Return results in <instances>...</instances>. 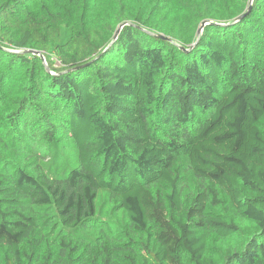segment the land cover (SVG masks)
<instances>
[{
	"label": "trees",
	"instance_id": "16d2710c",
	"mask_svg": "<svg viewBox=\"0 0 264 264\" xmlns=\"http://www.w3.org/2000/svg\"><path fill=\"white\" fill-rule=\"evenodd\" d=\"M250 1L0 0V264H264Z\"/></svg>",
	"mask_w": 264,
	"mask_h": 264
},
{
	"label": "water",
	"instance_id": "95a60500",
	"mask_svg": "<svg viewBox=\"0 0 264 264\" xmlns=\"http://www.w3.org/2000/svg\"><path fill=\"white\" fill-rule=\"evenodd\" d=\"M252 1L253 0H251L250 1V4H249V7H248V9L243 13V14H241V15H239L233 22H227V23H216V22H213L212 20H210V19H205V21H203L201 24V26H200V28L198 29V36L203 32V30H204V28H205V26L207 25V24H216V25H220V26H222V25H230V24H236L237 22H239L250 10H251V8H252V6H251V4H252ZM123 25H124V23H121V25H120V27H119V29L117 30V32L115 33V35H114V37H113V40H112V42L118 37V35H119V33H120V31H121V29H122V27H123ZM158 36H160V37H163V35H161V34H157ZM170 41H171V39H169ZM111 42V43H112ZM198 41L196 40V42L195 43H193L192 45H191V48L197 43ZM181 49H183V50H185V51H189V49H186L185 47H183V46H181ZM28 51H30L31 53H33V54H36V55H39L42 59H43V61L47 64V62H46V60H45V55H44V53L42 52V51H35V50H28Z\"/></svg>",
	"mask_w": 264,
	"mask_h": 264
}]
</instances>
